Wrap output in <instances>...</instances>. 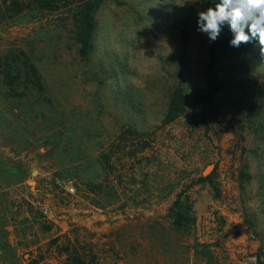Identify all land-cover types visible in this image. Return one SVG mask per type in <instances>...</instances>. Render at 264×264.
<instances>
[{
	"label": "rangeland",
	"instance_id": "374dc122",
	"mask_svg": "<svg viewBox=\"0 0 264 264\" xmlns=\"http://www.w3.org/2000/svg\"><path fill=\"white\" fill-rule=\"evenodd\" d=\"M78 1L0 27V48H21L45 86L29 111L0 99V264H264V58L237 62L205 130L204 0H102L88 58ZM176 85L186 111L162 126Z\"/></svg>",
	"mask_w": 264,
	"mask_h": 264
},
{
	"label": "trees",
	"instance_id": "16d2710c",
	"mask_svg": "<svg viewBox=\"0 0 264 264\" xmlns=\"http://www.w3.org/2000/svg\"><path fill=\"white\" fill-rule=\"evenodd\" d=\"M68 0H0V27L14 22L15 20L39 16L43 12H52L60 9V5ZM102 0H79L76 8L73 10L72 31L75 36V42L79 47V52L84 58H88L92 50V34L95 29V12ZM218 0H204V10L208 7H214ZM207 59H206V83L203 91L196 93L195 103L198 107L197 114L194 117L199 125L205 130L209 129L214 116L219 115L217 105L215 104L217 95L226 87H235L237 85L236 64L238 61L246 67L253 69L247 55L254 50L259 51L258 41L250 44H242L239 48L232 47L230 40L232 33L227 25L223 27L220 36L211 41L207 34ZM260 56V53H259ZM254 73V72H253ZM37 92L39 96L44 94L45 86L37 67L21 48H0V99L8 104L13 111L28 110L33 106L38 98L32 91ZM30 95L32 99L29 98ZM43 99L49 102L46 96ZM232 102L240 103L241 98L231 99ZM252 107V106H251ZM254 108V107H253ZM34 112V108H31ZM186 111V98L183 88L175 86L168 100L166 112L162 119V126L173 123ZM251 111V110H250ZM35 116H38L35 114ZM209 177H199L191 185L205 183ZM100 191V190H99ZM179 198L174 202V206L179 205ZM191 205L184 204L179 207H171V217L175 224L181 225L189 221L187 216ZM256 264H263L258 259Z\"/></svg>",
	"mask_w": 264,
	"mask_h": 264
},
{
	"label": "clouds",
	"instance_id": "9594fccd",
	"mask_svg": "<svg viewBox=\"0 0 264 264\" xmlns=\"http://www.w3.org/2000/svg\"><path fill=\"white\" fill-rule=\"evenodd\" d=\"M225 25L232 33V47L258 41L264 58V0H218L214 7L197 12V30L211 41L220 36Z\"/></svg>",
	"mask_w": 264,
	"mask_h": 264
},
{
	"label": "crops",
	"instance_id": "0c3cea01",
	"mask_svg": "<svg viewBox=\"0 0 264 264\" xmlns=\"http://www.w3.org/2000/svg\"><path fill=\"white\" fill-rule=\"evenodd\" d=\"M238 241L239 242H243L242 244H239L236 248H235V250L239 253H244L245 251H246V248H247V243H246V241L244 240V238L241 236V237H239V238H236V243H238ZM3 253V252H2ZM0 255H2V254H0Z\"/></svg>",
	"mask_w": 264,
	"mask_h": 264
},
{
	"label": "built area",
	"instance_id": "2783aa9c",
	"mask_svg": "<svg viewBox=\"0 0 264 264\" xmlns=\"http://www.w3.org/2000/svg\"><path fill=\"white\" fill-rule=\"evenodd\" d=\"M67 192L70 194V195H72L73 193H74V188L72 187V186H69L68 188H67ZM48 213H49V210L47 209V208H43L42 209V214L43 215H48ZM252 259H254V258H252V257H250L249 259H247V262L248 263H250L251 261H252Z\"/></svg>",
	"mask_w": 264,
	"mask_h": 264
},
{
	"label": "water",
	"instance_id": "95a60500",
	"mask_svg": "<svg viewBox=\"0 0 264 264\" xmlns=\"http://www.w3.org/2000/svg\"><path fill=\"white\" fill-rule=\"evenodd\" d=\"M206 170H208V172H209V170H210V167H208ZM206 170H205V171H206Z\"/></svg>",
	"mask_w": 264,
	"mask_h": 264
}]
</instances>
